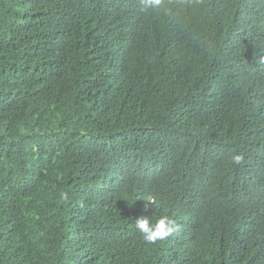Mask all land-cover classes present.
<instances>
[{
  "label": "trees",
  "instance_id": "trees-1",
  "mask_svg": "<svg viewBox=\"0 0 264 264\" xmlns=\"http://www.w3.org/2000/svg\"><path fill=\"white\" fill-rule=\"evenodd\" d=\"M0 264H264V0H0Z\"/></svg>",
  "mask_w": 264,
  "mask_h": 264
},
{
  "label": "clouds",
  "instance_id": "clouds-1",
  "mask_svg": "<svg viewBox=\"0 0 264 264\" xmlns=\"http://www.w3.org/2000/svg\"><path fill=\"white\" fill-rule=\"evenodd\" d=\"M141 4L142 10L156 9L161 6L162 0H141ZM231 161L236 165H241L244 156L242 153L235 152L231 155ZM145 200L148 202L145 204V208L149 206V203L152 205L156 203L153 196H148ZM135 228L141 234L142 240L148 244L166 241L178 231L176 221L168 215H161L154 222L150 220L149 216H140L135 219Z\"/></svg>",
  "mask_w": 264,
  "mask_h": 264
}]
</instances>
